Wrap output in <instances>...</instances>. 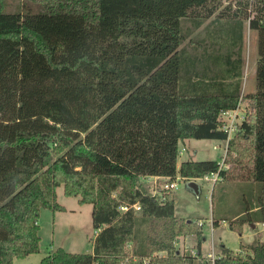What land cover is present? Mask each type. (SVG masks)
Returning <instances> with one entry per match:
<instances>
[{
    "label": "trees",
    "instance_id": "16d2710c",
    "mask_svg": "<svg viewBox=\"0 0 264 264\" xmlns=\"http://www.w3.org/2000/svg\"><path fill=\"white\" fill-rule=\"evenodd\" d=\"M48 1L0 10V264L39 253L38 217L64 211L61 185L92 206V252L57 248L38 264H264V241L207 258L201 223L175 216L171 189L142 184L228 181L216 160L177 162L185 140L222 141L223 164L260 186L229 229L264 224V0ZM185 23L204 25L203 37L187 41ZM246 30L256 34L254 90L242 97L251 111L228 138L220 115L241 100ZM186 236L198 239L194 255L177 252Z\"/></svg>",
    "mask_w": 264,
    "mask_h": 264
},
{
    "label": "rangeland",
    "instance_id": "374dc122",
    "mask_svg": "<svg viewBox=\"0 0 264 264\" xmlns=\"http://www.w3.org/2000/svg\"><path fill=\"white\" fill-rule=\"evenodd\" d=\"M48 4V0H0V10L7 13L18 12L25 6L31 7L33 13H36L46 9ZM203 26L195 30L189 23H185L184 28H190L187 41L201 39L204 35ZM185 44L187 43L185 42ZM187 49L192 53L191 48ZM244 59L241 100L238 105L239 114L243 116L251 111L250 103L242 97L254 90L257 61L256 34L249 30H246L245 33ZM178 147L179 151H182L178 156V163L186 160H216L221 163L224 160L226 143L215 140L189 139L179 143ZM247 163L245 162L246 166ZM223 167L229 169L231 174L228 181L221 180L213 183L211 180L196 179L193 180L197 185V190L194 191L187 187V182L190 180L177 178L175 180L176 188L170 192L175 201V216L185 223L191 220L199 222L200 219L204 220V227L200 224L203 227L202 234L206 238L201 244L202 254H209L211 251L219 252V240L234 253L239 252V247L242 244L264 241V227L260 224L253 226V229L249 224H244L240 232L229 229L226 220L239 216L248 206L252 208L260 186L248 179L243 166L227 163ZM142 184L150 194H153L155 189H153L152 181L147 182L143 179ZM155 185L158 188L163 186L159 182ZM56 201L64 208V211L52 212L42 209L38 217L39 253L14 259L13 264H38L41 258L57 248H62L69 253L89 254L92 252V242L96 231L91 222V204L79 205L78 197H66L63 194L62 185L56 188ZM213 218L222 220L218 227L211 232L210 221ZM197 242L198 239L192 236L180 237L176 240L175 247L180 255L185 252H191L194 255L195 252L192 251L196 250L194 243L197 245ZM211 245L215 246L214 251ZM217 254H211L213 257H206L211 259Z\"/></svg>",
    "mask_w": 264,
    "mask_h": 264
},
{
    "label": "built area",
    "instance_id": "2783aa9c",
    "mask_svg": "<svg viewBox=\"0 0 264 264\" xmlns=\"http://www.w3.org/2000/svg\"><path fill=\"white\" fill-rule=\"evenodd\" d=\"M243 115L239 114L238 108L233 111H227L222 112L220 115V121H221V130L227 134V137L230 138L233 133L237 130L238 124L241 120H243ZM182 153V151H179V155ZM220 166H224L223 161L220 163ZM224 168V167H223ZM203 180L209 181L211 180L213 183H216L218 181H221L222 178L218 174H211L209 176H205L202 178ZM148 180L152 181L156 184L159 179L158 178H148ZM176 188V182L173 181L170 184H165L159 189H155L153 192V195H158L161 189H175ZM121 210L125 211L127 210V207H121ZM136 210H138L137 207H135ZM262 227H264V224H261ZM213 259V258H211Z\"/></svg>",
    "mask_w": 264,
    "mask_h": 264
},
{
    "label": "crops",
    "instance_id": "0c3cea01",
    "mask_svg": "<svg viewBox=\"0 0 264 264\" xmlns=\"http://www.w3.org/2000/svg\"><path fill=\"white\" fill-rule=\"evenodd\" d=\"M149 181H150V180H149ZM190 181H193V180H190ZM194 182H195V181H194ZM152 184L154 185V188H153V189H159V188H160V187H159V188L156 187V185L153 183V180H152ZM201 220H202V219H200V222H201L202 226L204 227L205 222H204V220H202V221H201ZM211 222H212V220L210 221V225H211V229H212L211 232H212V231H214L215 227L212 226V223H211ZM260 225H261V224H260ZM250 227L252 228V226H250ZM252 229H253V228H252ZM205 240H206V238H205L204 235H203V240H202V242H204ZM219 241H220V245H219V248H220V246H221V245H224V244H223V242H222L221 240H219ZM202 242H201V244H202ZM242 245H246V244H242ZM247 245H248V244H247ZM192 246H193V245H192ZM192 246H191V247H192ZM194 246H196L195 243H194ZM211 247H212V245H211ZM214 247H215V246L213 245V247H212V248H213V251H214V249H215ZM54 250H55V249H54ZM200 250H201V246H200ZM52 251H53V250H52ZM192 252H196V251L193 250ZM216 252H217V251H216ZM201 253H202V250H201ZM217 253H219V252H217ZM217 253H215V251H214V252L211 251V253H209V254H203V255H204V256H212L211 254H217ZM212 257H213V256H212Z\"/></svg>",
    "mask_w": 264,
    "mask_h": 264
},
{
    "label": "water",
    "instance_id": "95a60500",
    "mask_svg": "<svg viewBox=\"0 0 264 264\" xmlns=\"http://www.w3.org/2000/svg\"><path fill=\"white\" fill-rule=\"evenodd\" d=\"M187 187L192 189V190H194V191L197 190V185H196V183L194 181H188L187 182ZM252 227H253V225H252Z\"/></svg>",
    "mask_w": 264,
    "mask_h": 264
}]
</instances>
